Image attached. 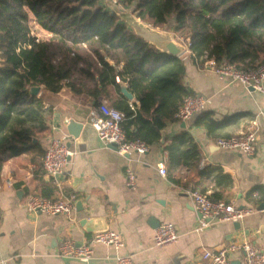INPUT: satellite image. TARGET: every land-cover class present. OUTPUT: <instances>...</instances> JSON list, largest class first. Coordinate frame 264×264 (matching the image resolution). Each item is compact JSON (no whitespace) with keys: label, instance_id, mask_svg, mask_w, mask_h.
Here are the masks:
<instances>
[{"label":"crops","instance_id":"crops-1","mask_svg":"<svg viewBox=\"0 0 264 264\" xmlns=\"http://www.w3.org/2000/svg\"><path fill=\"white\" fill-rule=\"evenodd\" d=\"M100 3L111 8L106 0ZM187 56L185 51L178 56L185 65L183 81L193 93L210 99L205 110L212 113L217 126L209 130L197 125L198 113L186 121L174 119L163 129L164 142L150 143L144 154H119L112 146L104 147L91 124L99 114V103L111 106V97L116 96L114 86L101 94L69 87L53 92L35 85L47 125L38 137L41 148L59 137L75 151L66 173L58 177L59 185L74 195L75 209L70 217L28 211L24 204L28 195L54 197L59 187L44 172L41 155L23 153L8 159L0 171V264H117L115 249L101 243H93V256L88 261L58 256L64 240L81 243L90 238L93 232H86L80 224L84 217L104 221L108 228L121 232L125 241L122 251L132 255L133 264H203L204 250L220 249L243 237L264 251V232L259 231L264 225V209L257 207L264 200V94L219 77L193 64ZM127 101L132 104L134 95ZM252 117L260 127L253 154L215 145L216 138L245 130ZM69 121L81 123L77 136L69 133ZM182 132L198 145L204 171L199 166H169L163 144ZM185 145L182 142L181 148ZM164 152L166 175L162 176L158 165ZM127 169L135 176L132 184ZM191 188L207 191L213 199H234L238 206H250L255 211L236 222L211 221L197 230L200 215L186 194ZM156 221L173 222L179 233L177 241L156 246ZM230 260L231 264H245L241 252L231 253Z\"/></svg>","mask_w":264,"mask_h":264},{"label":"trees","instance_id":"trees-1","mask_svg":"<svg viewBox=\"0 0 264 264\" xmlns=\"http://www.w3.org/2000/svg\"><path fill=\"white\" fill-rule=\"evenodd\" d=\"M100 1L0 0V171L12 157L43 156L47 148L38 141L47 129L43 104L31 86L101 94L114 86L116 96L110 104L125 115L121 126L126 137L148 143L160 141L184 97L194 94L183 81L182 59L137 35ZM120 4L154 26L171 20L172 30L188 41L187 58L199 67L205 58L243 69L264 61V0H120ZM33 26L47 38L36 40ZM120 83L134 95L132 106ZM195 123L209 130L217 126L208 110L198 113ZM163 148L170 167H198L201 153L188 133L174 136Z\"/></svg>","mask_w":264,"mask_h":264},{"label":"built area","instance_id":"built-area-1","mask_svg":"<svg viewBox=\"0 0 264 264\" xmlns=\"http://www.w3.org/2000/svg\"><path fill=\"white\" fill-rule=\"evenodd\" d=\"M111 7H123L120 0H106ZM116 11V10H114ZM40 31V32H38ZM35 28H31V34L36 40L47 38L48 34ZM185 52L189 54L188 43L185 45ZM181 55V54H180ZM205 58V56H204ZM219 77L226 78L230 82L239 83L245 88L252 87L253 90L264 94V61L257 67L237 68L227 62L217 63L213 59L205 58L202 66ZM210 104V99L194 93L184 97L182 104L177 109L174 118L178 121H186L193 115L205 110ZM132 106V104H129ZM99 114L92 120L91 124L95 129L98 139L104 147L114 144L119 154L136 152L144 154L150 149V143L145 139L126 137L121 123L125 118L122 111L101 102L98 105ZM262 115V112L258 113ZM259 123L256 117H252L245 130L239 131L230 136H222L215 139L214 143L218 148L231 152H240L251 155L255 152L256 141L259 136ZM75 151L70 149L63 139L53 137L49 140L47 148L41 158L44 172L53 179L59 187V192L54 197H47L39 194H30L25 200V207L28 211L46 214H61L70 217L75 209L74 195L67 192L59 185L58 177L63 176L70 163V158ZM166 152L163 153L162 161L158 165V172L162 176L166 175ZM203 159H200L198 166L202 168ZM129 184L134 181V174L127 169ZM8 184L10 180H7ZM186 194L195 212L200 215V226L197 230L206 227L209 222L239 221L245 215L255 211L250 206L240 207L233 199L229 202L221 199L211 198L209 192L200 188L186 190ZM179 233L173 222H161L154 230L153 242L156 246L169 245L177 241ZM93 243H101L115 249L113 256L117 264H133L132 255L123 252L125 241L121 232L107 228L105 230L93 232L90 238L81 243L72 239L64 240L58 250V256L66 259L75 258L81 261H88L93 256ZM241 252L245 264H264V251L249 237H243L238 241L230 242L220 249H206L202 254L203 264H231L230 254Z\"/></svg>","mask_w":264,"mask_h":264},{"label":"water","instance_id":"water-1","mask_svg":"<svg viewBox=\"0 0 264 264\" xmlns=\"http://www.w3.org/2000/svg\"><path fill=\"white\" fill-rule=\"evenodd\" d=\"M118 17H125V12L121 11H115ZM132 17L130 18H135L134 20H140L139 18L131 15ZM139 23V22H138ZM141 24V23H139ZM137 25L134 28V32L143 37L146 41L150 42L153 44L156 48L160 49L161 51H164L168 54L174 55V56H179L182 54V52L185 50V47L181 45L180 43H177L173 40V38L169 35H162L159 32L155 31L149 26H144V25ZM32 94H36L38 91L37 86H31L30 87ZM250 90H253L252 87H249ZM120 91L121 93L126 97V99H132L133 94L126 88V85L120 84ZM81 127V123H77L75 121H69L68 123V131L71 133L73 136H77L79 128ZM164 133L165 130L161 131V143L164 142ZM205 144V141H204ZM110 146L115 147L114 144H111ZM243 207V206H241ZM259 210L264 209V200L259 203L257 206ZM156 225H159V221L155 222ZM81 226L84 228L86 232H96V231H101L107 229V225L104 221H100L98 219H94L93 217H84L80 220ZM259 231L261 233L264 232V225H261L259 228Z\"/></svg>","mask_w":264,"mask_h":264},{"label":"rangeland","instance_id":"rangeland-1","mask_svg":"<svg viewBox=\"0 0 264 264\" xmlns=\"http://www.w3.org/2000/svg\"><path fill=\"white\" fill-rule=\"evenodd\" d=\"M113 9L117 10V11L125 12V15H124L125 17L120 16L119 18H120V20L124 21L133 31H134L135 26H137L139 23H141L139 25H144V26L147 25L162 35L171 36L175 42L180 43L184 47L188 43V41L186 39H184V36L182 34L175 33L172 30L171 26L173 25V22L171 20L165 26H154L151 22L142 21V20H137V22H136V20H134L135 18H130V17H132L131 15L135 16V14L131 11L130 8L113 7ZM33 28H35V27H33ZM36 30L38 31L39 29H36ZM38 32H40V31H38Z\"/></svg>","mask_w":264,"mask_h":264}]
</instances>
